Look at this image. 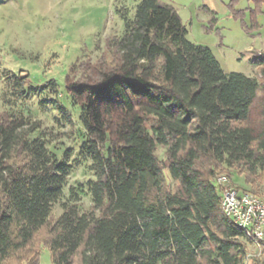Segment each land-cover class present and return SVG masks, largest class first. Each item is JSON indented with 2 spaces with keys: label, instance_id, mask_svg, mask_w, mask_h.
<instances>
[{
  "label": "trees",
  "instance_id": "16d2710c",
  "mask_svg": "<svg viewBox=\"0 0 264 264\" xmlns=\"http://www.w3.org/2000/svg\"><path fill=\"white\" fill-rule=\"evenodd\" d=\"M121 16L123 32L106 40L103 57L77 63L88 75L68 76L73 65L65 77L93 178L55 219L68 155L31 138L38 121L0 112V264H38L42 246L53 264H264V239L246 260L251 241L222 211L215 181L221 166L246 183L264 174V56L252 61L257 76L225 72L209 47L187 40L171 4L140 0L131 18ZM27 82L13 75L6 87L23 97Z\"/></svg>",
  "mask_w": 264,
  "mask_h": 264
},
{
  "label": "rangeland",
  "instance_id": "374dc122",
  "mask_svg": "<svg viewBox=\"0 0 264 264\" xmlns=\"http://www.w3.org/2000/svg\"><path fill=\"white\" fill-rule=\"evenodd\" d=\"M139 1L0 0V112L23 114L38 121L40 128L31 138L45 139L47 149L58 159L66 153L72 167L63 196L52 207V219L62 212L61 205L71 191L93 178L91 162L80 150L86 133L80 123V109L65 91L66 74L76 65L68 76L78 79L88 75L89 70L84 71L77 63H97L106 52V40L123 32V12L131 18ZM160 1L176 8L187 28V40L209 47L225 72L258 75L252 61L264 56V6L256 11L248 0ZM13 75L27 77L28 92L23 97H14L6 87L7 77ZM59 104L69 113L70 122L59 113ZM164 151L157 147L159 159H164ZM216 171V176L228 174L231 180L225 176L231 185L264 199V174L246 183L244 173L223 166ZM169 184L175 183L169 180ZM78 197L82 209L90 207L87 192ZM45 234L42 231L38 237L43 239ZM247 254L254 258L260 251L249 244ZM38 264H53L45 246L40 248Z\"/></svg>",
  "mask_w": 264,
  "mask_h": 264
},
{
  "label": "built area",
  "instance_id": "2783aa9c",
  "mask_svg": "<svg viewBox=\"0 0 264 264\" xmlns=\"http://www.w3.org/2000/svg\"><path fill=\"white\" fill-rule=\"evenodd\" d=\"M219 184L223 185L226 202L236 218L244 221L257 233L258 247L256 248L259 249V243L264 238V204L248 201V194L239 193L238 187L224 184L222 181H219ZM249 256L252 258L250 254Z\"/></svg>",
  "mask_w": 264,
  "mask_h": 264
},
{
  "label": "bare ground",
  "instance_id": "6f19581e",
  "mask_svg": "<svg viewBox=\"0 0 264 264\" xmlns=\"http://www.w3.org/2000/svg\"><path fill=\"white\" fill-rule=\"evenodd\" d=\"M217 177L219 178V180ZM217 177L215 180L216 184H217V186L219 185L222 189V193H221L222 194V199H221L222 211L225 213V215L227 217H229L232 220V222L237 227L244 230V232L246 233L245 235L251 241V244L254 245L255 247H258L257 233L251 229V226H249L248 224H245L244 221H241L240 219L236 218V216L233 214V211H231V208H230L228 202H226L225 195H224V188H223V185L219 184V181H222L224 184L231 185L229 182V179L225 175H218ZM239 193L248 194V201H252V202H255L258 204H264V199L261 198L260 196L256 195V194L252 193L251 191H239ZM249 259H250V256H249V254H247L246 260H249Z\"/></svg>",
  "mask_w": 264,
  "mask_h": 264
},
{
  "label": "crops",
  "instance_id": "0c3cea01",
  "mask_svg": "<svg viewBox=\"0 0 264 264\" xmlns=\"http://www.w3.org/2000/svg\"><path fill=\"white\" fill-rule=\"evenodd\" d=\"M234 184V183H233ZM235 185V184H234ZM236 186V185H235ZM238 187V186H237ZM238 188H240V187H238ZM241 189H244V188H241Z\"/></svg>",
  "mask_w": 264,
  "mask_h": 264
}]
</instances>
